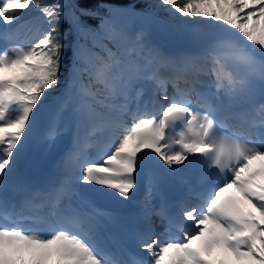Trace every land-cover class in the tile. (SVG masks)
I'll return each instance as SVG.
<instances>
[{
    "label": "snow or ice",
    "instance_id": "6c2138e0",
    "mask_svg": "<svg viewBox=\"0 0 264 264\" xmlns=\"http://www.w3.org/2000/svg\"><path fill=\"white\" fill-rule=\"evenodd\" d=\"M163 5L170 6L167 20L152 11ZM31 7L47 23L38 37L25 45L16 42L17 29L0 30L7 45L0 48V191L18 166L30 164L34 135L53 148L66 130L62 122L69 106L89 135L109 129L115 137L98 158L79 161L74 175L33 195L51 205L47 215L9 212L0 200V264H264V104L258 121L234 111L256 81L264 88V0H96L95 8H79L70 0L43 6L39 0H0V21L11 25ZM132 17L158 28L170 43H150L147 26L130 33L127 19ZM89 19L97 21L95 27ZM64 21L67 30L61 27ZM70 34L76 39L66 42ZM142 81L163 89L159 116L147 106L128 107L142 94ZM166 83L175 88L171 95ZM53 93L59 102L47 113ZM236 119L242 121L233 133L237 138L218 136V127ZM178 127L183 129L179 137L171 139L169 130ZM80 140L77 133L73 150L62 159L65 167L76 163ZM254 162L261 163L258 170ZM194 165L198 190L190 184L189 196L200 203L182 210L191 222L182 238L161 239L150 218L165 212L153 210L150 201L169 179L188 183L180 166ZM214 167L219 173L211 171ZM141 179L142 225L130 241L147 259L109 249L97 221L112 220L110 211L88 200L85 208L57 207L61 199L78 195V186H100L105 194L130 202ZM232 188L238 196L222 197ZM29 220L30 227L21 223ZM40 222L46 228L38 227ZM193 241L202 243L197 247ZM214 248L224 256L213 257Z\"/></svg>",
    "mask_w": 264,
    "mask_h": 264
},
{
    "label": "rangeland",
    "instance_id": "374dc122",
    "mask_svg": "<svg viewBox=\"0 0 264 264\" xmlns=\"http://www.w3.org/2000/svg\"><path fill=\"white\" fill-rule=\"evenodd\" d=\"M149 1H151L153 4L158 3V0H149ZM169 8H170V6L163 5V6L159 7V8H153L152 11L155 12V14L157 15L156 17H160L161 18V16H164V15H162V13H165L166 16H164V17L170 18L169 17ZM245 11H247V10H245ZM175 15L179 16L178 13H176ZM127 23H128L129 31L132 34L135 33L138 30V27L137 26H140L139 28L146 26L144 24V21L143 20H141V19L134 20L133 17L132 18H128L127 19ZM151 27L152 28L148 30V35H147L146 39L147 38L148 39L154 38V36H155V38H158L159 39V41H160L161 44L163 42L169 43L168 42L169 40H168L167 36L164 33H162L156 27H153V26H151ZM108 30H109L108 26H105L104 31L106 32ZM58 102H59V97L58 98H53V100L48 101L46 103L47 104L46 112L47 113H51L52 111H54L55 108L57 107ZM64 115L65 116H64V120H63V126L66 129L65 131L71 132V130H72V128H73V126L75 124H76V127H78V124H77V121H76V119L74 117L73 111H66V112H64ZM82 126H83V124L79 125V127H82ZM108 130L109 129H105V130H99V131L96 132L97 135L102 138V142H105V137H106V134H107ZM66 133H68V132H66ZM38 136L39 135H34L33 140L31 142V143L34 142V146H33V152H34V154L31 156V162H30V164L27 167L24 168V171L25 172H29L34 167L35 161H36V159L38 157L44 156V149L43 148H44L45 145H41V143L40 144L37 143V137ZM104 144H106V143H104ZM87 157L90 158L89 156H87ZM24 177H25V173H23V179H24ZM83 190L85 192L83 194V196L87 198L88 188H86L87 191H85V187L83 188ZM232 264H238V262H236L235 260H233ZM244 264H247V262H244Z\"/></svg>",
    "mask_w": 264,
    "mask_h": 264
},
{
    "label": "bare ground",
    "instance_id": "6f19581e",
    "mask_svg": "<svg viewBox=\"0 0 264 264\" xmlns=\"http://www.w3.org/2000/svg\"><path fill=\"white\" fill-rule=\"evenodd\" d=\"M164 16H166V15H164ZM164 16H161V18L160 17H157V18L161 19V20L169 19V18L164 17ZM133 19L134 20L141 19V20L144 21V24L148 27V29L152 28L151 26H148V22L146 20L142 19V18L133 17ZM153 27H155V26H153ZM212 31L217 33V34H221V35H227L228 34V33L221 32L220 29H213ZM66 111H73L72 107L71 106L67 107L64 112H66ZM62 127H64L63 126V122H62ZM66 132H68V133H66ZM62 134H63L62 136L60 135L61 137L58 136L56 138V141H55L54 146H53L52 149H50L48 147V143L47 142H45L44 140L41 139L40 136H38L37 143L38 144L41 143V145H45V146L43 148L44 149V156H41L39 158V160H38L39 162L36 164V169H39V168H41L44 165L49 166L51 168H54V167L59 165V166H61L62 170L68 176L74 175L75 169L73 171H69L68 170L69 165L67 167H65L61 162H62L63 157L67 153L70 152L69 149H68L69 145L66 147L67 143L70 142V141H73L75 139V135L73 133L69 132V131H64ZM101 152L102 151L97 150V152H95L94 156H92L91 158H86V159L98 158L100 156ZM257 165H261V163L260 162H254L252 167L257 166ZM14 174H15V177L19 176L20 172L17 170ZM11 181H8L9 185H13V184L16 185L17 180H15L14 183H12ZM142 183H143V180L141 179L139 181V187L135 191H137L140 187H142ZM81 187L84 188V186H81ZM87 188H88V191L86 190V188H85V191H87L89 195H91L95 191V186H90V187H87ZM134 206H136V204ZM110 224H112L113 226L114 225L118 226V223H116L114 220H112L110 222ZM196 243L201 244L202 242L201 241H193V244H196ZM212 254H215V255L221 254V255L224 256L223 250L219 249V248H214Z\"/></svg>",
    "mask_w": 264,
    "mask_h": 264
},
{
    "label": "trees",
    "instance_id": "16d2710c",
    "mask_svg": "<svg viewBox=\"0 0 264 264\" xmlns=\"http://www.w3.org/2000/svg\"><path fill=\"white\" fill-rule=\"evenodd\" d=\"M39 2L43 6V5H51V4L55 3V0H39ZM149 2L152 3L151 1H149ZM71 3L76 4L79 8H95L96 7V0H72ZM30 10H31V12H34V13L35 12H37V13L39 12V10L36 9L35 7H31L30 9L24 10L22 17L20 18V20L18 21V24H17L19 27L22 28V27H27L29 25V23L31 21L30 20L31 18L29 17L30 13H28V12ZM65 11H68V9L66 8ZM101 14H103L102 11H101ZM88 23L92 24L95 27L97 21L89 19ZM40 26H41L42 31L46 30L47 23L44 20V17H42L41 20H40ZM61 27H62L63 30H67L68 29L67 21L62 22ZM33 34H34V37H38L40 33L33 32ZM75 39H76V37L74 35L70 34V35H68L66 42H72ZM104 42L107 43L109 47H112L111 43H109L108 41H104ZM97 51H99V49H97ZM56 95H58V94L53 93V95L49 99H51L52 97H54Z\"/></svg>",
    "mask_w": 264,
    "mask_h": 264
},
{
    "label": "water",
    "instance_id": "95a60500",
    "mask_svg": "<svg viewBox=\"0 0 264 264\" xmlns=\"http://www.w3.org/2000/svg\"><path fill=\"white\" fill-rule=\"evenodd\" d=\"M95 188L96 192L93 194V200L97 203L98 206L107 208L116 213H127L132 210L131 202L117 199L115 195L105 194L100 190V186H96ZM107 192L111 193L112 190H107Z\"/></svg>",
    "mask_w": 264,
    "mask_h": 264
}]
</instances>
